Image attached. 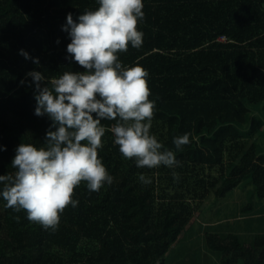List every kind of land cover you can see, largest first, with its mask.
<instances>
[{
    "label": "trees",
    "instance_id": "obj_1",
    "mask_svg": "<svg viewBox=\"0 0 264 264\" xmlns=\"http://www.w3.org/2000/svg\"><path fill=\"white\" fill-rule=\"evenodd\" d=\"M263 129L264 0H0V264H202L179 237L264 194ZM204 237L264 264V234Z\"/></svg>",
    "mask_w": 264,
    "mask_h": 264
},
{
    "label": "rangeland",
    "instance_id": "obj_2",
    "mask_svg": "<svg viewBox=\"0 0 264 264\" xmlns=\"http://www.w3.org/2000/svg\"><path fill=\"white\" fill-rule=\"evenodd\" d=\"M255 140L264 148V135ZM228 161L226 157L225 162ZM190 226L192 231L179 237L182 254L177 256L181 258L187 249L191 254L195 253L202 264H219L216 254L206 249L204 236L208 232L219 235L232 233L243 243L251 244L255 235L264 234V194L259 195L249 178L241 181L224 197H216L211 192L198 203ZM171 260L166 264H173ZM237 264L243 263L240 261Z\"/></svg>",
    "mask_w": 264,
    "mask_h": 264
},
{
    "label": "built area",
    "instance_id": "obj_3",
    "mask_svg": "<svg viewBox=\"0 0 264 264\" xmlns=\"http://www.w3.org/2000/svg\"><path fill=\"white\" fill-rule=\"evenodd\" d=\"M221 42H225L226 38L225 37H221L218 39ZM56 84H58L61 88V90L65 93H68L73 104L76 106V108L78 109V115L81 116L82 115V102L80 101V99L77 96V92H76V87L74 85H69V84H60L58 81H55ZM113 133L115 134V136L118 139L123 140L124 136L113 130Z\"/></svg>",
    "mask_w": 264,
    "mask_h": 264
}]
</instances>
